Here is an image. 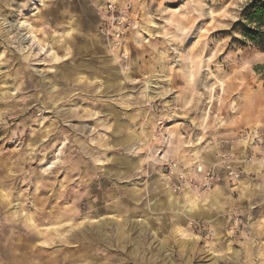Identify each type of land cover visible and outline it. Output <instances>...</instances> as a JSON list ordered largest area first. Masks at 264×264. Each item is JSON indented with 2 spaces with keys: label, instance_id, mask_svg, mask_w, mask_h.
I'll return each mask as SVG.
<instances>
[{
  "label": "rangeland",
  "instance_id": "374dc122",
  "mask_svg": "<svg viewBox=\"0 0 264 264\" xmlns=\"http://www.w3.org/2000/svg\"><path fill=\"white\" fill-rule=\"evenodd\" d=\"M247 1L120 0L113 46L104 0H0V264H264V52L231 30ZM222 153L235 185L173 190L164 161Z\"/></svg>",
  "mask_w": 264,
  "mask_h": 264
},
{
  "label": "built area",
  "instance_id": "2783aa9c",
  "mask_svg": "<svg viewBox=\"0 0 264 264\" xmlns=\"http://www.w3.org/2000/svg\"><path fill=\"white\" fill-rule=\"evenodd\" d=\"M103 19L101 31L113 46H120L123 35L130 28V18L127 5L120 4V0H105L103 5ZM164 166L171 179L176 193L191 191L205 193L211 190L217 181L219 170L225 173L228 184L235 185L240 178V171L236 167V159L228 153L219 155L212 164L193 162L184 165L174 160L164 161Z\"/></svg>",
  "mask_w": 264,
  "mask_h": 264
},
{
  "label": "trees",
  "instance_id": "16d2710c",
  "mask_svg": "<svg viewBox=\"0 0 264 264\" xmlns=\"http://www.w3.org/2000/svg\"><path fill=\"white\" fill-rule=\"evenodd\" d=\"M231 30L239 33L240 44H249L264 52V0H248L243 4Z\"/></svg>",
  "mask_w": 264,
  "mask_h": 264
},
{
  "label": "crops",
  "instance_id": "0c3cea01",
  "mask_svg": "<svg viewBox=\"0 0 264 264\" xmlns=\"http://www.w3.org/2000/svg\"><path fill=\"white\" fill-rule=\"evenodd\" d=\"M104 2H105V0H104ZM97 12L100 13L98 10H97ZM207 164H211V163H207ZM236 167H237V164H236ZM220 181H222L223 183H225L226 185L229 186V184L227 182V179H226V176H225V173L223 172L222 169L219 170V174H218V177H217V182H220Z\"/></svg>",
  "mask_w": 264,
  "mask_h": 264
},
{
  "label": "bare ground",
  "instance_id": "6f19581e",
  "mask_svg": "<svg viewBox=\"0 0 264 264\" xmlns=\"http://www.w3.org/2000/svg\"><path fill=\"white\" fill-rule=\"evenodd\" d=\"M44 0H41V2H43ZM25 23V25L26 26H29V22H24ZM28 29V28H27ZM30 37H32L33 39L32 40H34L35 39V36L33 35V34H28V35H25V37H23V39H27V38H30Z\"/></svg>",
  "mask_w": 264,
  "mask_h": 264
}]
</instances>
